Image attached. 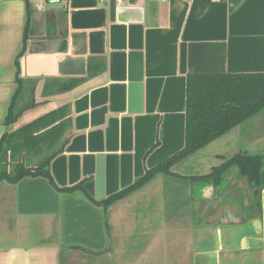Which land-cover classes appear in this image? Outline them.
<instances>
[{
    "label": "crops",
    "instance_id": "crops-1",
    "mask_svg": "<svg viewBox=\"0 0 264 264\" xmlns=\"http://www.w3.org/2000/svg\"><path fill=\"white\" fill-rule=\"evenodd\" d=\"M37 1L43 9L29 2L27 15L25 0H0V136L18 58L19 77L41 99L24 105L13 128L65 106L66 141L49 172L60 188L81 187L59 191L41 176L1 180L0 264H264V183L255 210L256 190L237 171L221 191L203 185L195 196L190 180L157 173L107 207L101 201L182 149L188 74L264 72V0L124 1L113 20L109 0ZM131 51L142 53L136 104ZM71 78L79 81L53 91L51 81ZM239 152L264 155V109L171 171L204 175ZM236 180L251 192L245 213L227 205Z\"/></svg>",
    "mask_w": 264,
    "mask_h": 264
},
{
    "label": "trees",
    "instance_id": "trees-1",
    "mask_svg": "<svg viewBox=\"0 0 264 264\" xmlns=\"http://www.w3.org/2000/svg\"><path fill=\"white\" fill-rule=\"evenodd\" d=\"M27 15L29 12V1ZM26 24H28V18ZM26 25L23 36L22 51L26 45ZM21 51V52H22ZM21 54V53H20ZM17 88L15 89L4 118L5 130L0 136V181L16 183L24 177H44L59 191H72L80 184L71 187H58L49 172L50 160L61 151L65 143L62 139L68 119L64 117L65 106H59L42 116L18 127L13 124L21 115L23 109L16 102L21 93V78L19 77L18 58L16 59ZM51 81L53 91L62 92L79 81ZM46 90V85H45ZM264 109V72L252 73H191L186 77L185 89V126L184 145L181 150L161 161L145 174L136 179L130 186L101 200L105 207L122 198L133 189L139 187L157 173H166L190 180L196 196L201 186L211 185L216 191L224 188L230 174L235 168L245 177L251 188L256 190L264 183V155L239 152L224 163L214 166L204 175L181 176L171 171L178 161L193 154L207 143L217 139L231 128L239 125ZM50 148V154L38 165L26 166L22 161L25 149ZM21 157L20 160L15 158ZM233 167V168H232ZM232 168V169H231ZM263 180V181H262ZM253 193L252 203L255 210L259 209V195Z\"/></svg>",
    "mask_w": 264,
    "mask_h": 264
},
{
    "label": "water",
    "instance_id": "water-1",
    "mask_svg": "<svg viewBox=\"0 0 264 264\" xmlns=\"http://www.w3.org/2000/svg\"><path fill=\"white\" fill-rule=\"evenodd\" d=\"M128 6H140L143 0H125ZM109 18L110 20L115 19V14L120 5L117 7L115 0H109ZM129 96L134 104L141 102L142 96V53L140 51H131L129 53ZM140 108V106H139ZM104 164L103 154L97 155V171H96V189L95 198L101 200L105 196L104 189Z\"/></svg>",
    "mask_w": 264,
    "mask_h": 264
},
{
    "label": "rangeland",
    "instance_id": "rangeland-1",
    "mask_svg": "<svg viewBox=\"0 0 264 264\" xmlns=\"http://www.w3.org/2000/svg\"><path fill=\"white\" fill-rule=\"evenodd\" d=\"M21 84H22L21 85L22 86L21 87V93H20V96H18V98H17L16 104H17V106L19 108L22 107V109L24 111L25 110V107H26L24 105L26 103H28V105H29L31 102H34L35 100H40L41 97H39L38 94H37V96L35 98V95L33 94V91L31 90V88L34 87L33 85H36V84H33V82L29 83V82H25L24 81V82H21ZM43 114H45V113H43ZM43 114H41L39 116H42ZM64 114H65V112H64ZM16 128H18V127H16ZM36 149L37 148H35V149H25V154L23 156L22 161H24V164L26 166L33 167L35 165L41 164L47 158V156L50 154V151H51L50 148H40L38 150H36ZM20 159H21L20 156L19 157L16 156V158H15V160H20ZM232 170L235 171L236 169L233 168ZM235 176H236V179H238V180H241L242 177H243V176L241 177V175L239 173H236ZM243 178L245 179V177H243ZM238 180H236V183L235 184H230V187L233 190V194H230V196L231 197H234L235 200L230 201V202H227V205L228 206H231V207H238L240 209L241 213H245L247 211V206L248 205L247 204H244L243 201H245V200L247 201V197L249 198L251 192L247 193V191H245V189L243 188L244 185L241 186V185L238 184L239 183ZM248 201H250V199ZM250 203H252V202L250 201Z\"/></svg>",
    "mask_w": 264,
    "mask_h": 264
},
{
    "label": "built area",
    "instance_id": "built-area-1",
    "mask_svg": "<svg viewBox=\"0 0 264 264\" xmlns=\"http://www.w3.org/2000/svg\"><path fill=\"white\" fill-rule=\"evenodd\" d=\"M26 1V0H25ZM29 2H33L36 9H43V4L39 3L37 0H27ZM117 4L123 3L125 0H115Z\"/></svg>",
    "mask_w": 264,
    "mask_h": 264
}]
</instances>
